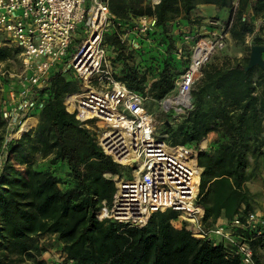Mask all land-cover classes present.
<instances>
[{
	"label": "trees",
	"instance_id": "16d2710c",
	"mask_svg": "<svg viewBox=\"0 0 264 264\" xmlns=\"http://www.w3.org/2000/svg\"><path fill=\"white\" fill-rule=\"evenodd\" d=\"M201 1L228 8V13L232 4V0ZM197 2L159 0L141 6L138 1L109 0L114 21L120 23L104 34L107 50L115 52L107 53L115 78L141 92L149 84L148 91L156 98L168 93L188 62L190 43L183 36L200 33L182 29L192 22ZM143 13L154 17V27L139 36L137 48H128L119 35L130 27L132 17ZM263 28L264 0H238L231 40L244 43L254 32L251 45L264 44L257 33ZM154 37L163 47L146 45ZM19 51L0 36V65L8 66L10 59L21 65ZM136 56L142 57V64L129 61ZM248 61L249 54L206 63L192 86L191 108L168 132L169 142L197 148L209 132L215 133L197 152L202 168L198 204L206 225L215 224L220 216L227 221L244 218L253 210L246 182L264 173V66L246 68ZM5 77L0 81L9 87L11 80ZM47 80L36 95L43 106L28 114H37L35 126L4 143L0 114V264L36 258L46 248L32 236L42 235L53 236L63 254L50 264L239 263L235 243L197 237L185 222L173 229L170 221L177 215L172 210L151 214L141 227L98 220V202L111 199L115 191L111 176L123 167L103 152L95 133L66 110L64 97L77 86L70 71L53 70ZM234 234L248 242L256 262H263L264 225L238 227Z\"/></svg>",
	"mask_w": 264,
	"mask_h": 264
},
{
	"label": "built area",
	"instance_id": "2783aa9c",
	"mask_svg": "<svg viewBox=\"0 0 264 264\" xmlns=\"http://www.w3.org/2000/svg\"><path fill=\"white\" fill-rule=\"evenodd\" d=\"M158 1L152 0V4ZM237 6L238 0H232L225 18H209L210 27L204 32L185 33L183 40L190 43L186 67L174 79L173 88L156 98L148 91L149 84L142 92L136 91L114 76L104 34L120 23L114 21L117 17L110 10L109 0H0V36L6 44L20 49L21 61L16 81L9 87L0 81L4 143L30 128L28 114L43 106L37 90L46 86L50 72L70 71L77 86L64 97L66 110L95 133L105 154L120 166L129 167L132 174L131 178H124L122 173L111 176L115 191L110 200H99L98 220L141 227L151 214L172 210L193 235L235 243L238 264H264L256 262L248 242L237 240L234 234L238 227L264 225V215L251 210L244 218L235 216L206 225L198 204L200 148L171 143L166 134H158L154 113L146 104L154 100L163 111L186 115L192 106V86L202 75V68L231 40ZM154 22L146 13L132 17L130 27L119 35L120 41L137 48L139 36L153 28ZM253 33L246 36L249 46ZM129 34L135 37L128 41ZM6 74L13 76L0 68V76Z\"/></svg>",
	"mask_w": 264,
	"mask_h": 264
},
{
	"label": "rangeland",
	"instance_id": "374dc122",
	"mask_svg": "<svg viewBox=\"0 0 264 264\" xmlns=\"http://www.w3.org/2000/svg\"><path fill=\"white\" fill-rule=\"evenodd\" d=\"M127 4H129L130 2H135L138 1L139 4L141 6L150 4L152 5V0H125ZM223 17L225 18L228 14V9H224V11L220 12ZM259 18H256V24L259 25ZM82 26V25H81ZM199 25H196V22L194 20H192L191 23H189L187 26H185L184 28L182 27V29L185 30H190V31H197L199 32L200 27H197ZM258 27V26H257ZM195 29V30H194ZM175 31L178 32L179 29L175 28ZM257 33H259L263 39H264V28L260 29L259 31H257ZM132 37H127L128 41L131 39ZM154 44V47L157 46V44L161 45V42H157L156 38L154 37L153 40H148L146 41V45H151ZM127 47H132V44H128L127 43ZM160 47H163L162 45ZM127 48V49H128ZM112 48H110L108 50V54L110 55H114L115 52L111 51ZM250 53V46L248 44H246V42L244 43H234L232 40H229L226 44V46L216 52L211 60L220 63L223 59L224 56H230L233 58H241L243 56H246ZM108 59L110 60L109 56H107ZM131 63L133 64H137L140 63L142 64V57H138L136 56L135 58H133L132 60H129ZM8 66H5L3 63L0 65V68H8L9 72L13 75L11 76L10 74H6L7 79H10L11 81H16L18 78V75L21 71V65L18 61H14V60H8ZM111 64V63H110ZM0 93H2L0 91ZM148 108L150 110L153 111L154 116H155V128H156V132L158 134H166V136L168 137V132L170 129H172L176 123L178 121H180V119L182 118V115L176 114L174 112H166L163 111L161 109L160 104H158L156 101L154 100H148L146 102ZM32 119H30L29 121H31ZM27 123V122H26ZM3 131V135H4ZM15 135H18V133H16ZM215 137V136H214ZM199 145V144H198ZM204 148V147H203ZM123 167L121 169V172L123 174L124 178H131L132 174L130 172L129 167L127 166H121ZM251 181L256 182V200L258 201V203L254 204L255 207H253V211L259 210L262 211L264 209V205H262L264 203V173L262 172L260 175H256L255 177L251 178ZM262 183V184H260ZM263 206V207H262ZM171 227L173 229H177L182 225V221H180L179 219H177V217L175 219H172L171 221ZM32 239L34 242L38 241V245H43L44 248H46L44 251H42V253L40 255H38L36 258H23L22 260H19L17 262V264H50V260L54 259L55 261H60L63 257L62 252L59 250V244L56 243L55 241H53V236L50 235H42L40 237L37 236H32ZM262 261L264 263V253H263V257H262Z\"/></svg>",
	"mask_w": 264,
	"mask_h": 264
},
{
	"label": "crops",
	"instance_id": "0c3cea01",
	"mask_svg": "<svg viewBox=\"0 0 264 264\" xmlns=\"http://www.w3.org/2000/svg\"><path fill=\"white\" fill-rule=\"evenodd\" d=\"M224 9H226L225 7H218L216 4L214 3H206V2H202L201 0H198V2L196 3V5L194 6L192 13L190 14V18L191 20H194L196 22V25H199L197 27H200L199 32H204L207 28L210 27V25L207 23L208 19L211 17H217V18H224L223 15L220 13L221 11H224ZM228 9V8H227ZM260 21V20H259ZM195 30V29H194ZM128 37H135L132 34H129ZM33 113V112H32ZM30 119H32L31 121H29ZM38 121V117L37 114L34 115H29L28 117V124L29 127L35 126V124ZM215 133L214 132H209L207 134V136L205 138H203L198 145V148H206L208 146V144L212 141V139H214ZM202 141H204V144H201ZM252 179H249L246 182V187L251 195V202L253 204L258 203V201L256 200L257 198L255 197L256 195V182L251 181ZM262 184V183H260ZM264 205V203L262 204ZM263 207V206H262ZM255 210V209H253ZM258 213H260L261 215H264V209L262 211L256 210ZM226 221L225 217L220 216L216 223H222Z\"/></svg>",
	"mask_w": 264,
	"mask_h": 264
},
{
	"label": "water",
	"instance_id": "95a60500",
	"mask_svg": "<svg viewBox=\"0 0 264 264\" xmlns=\"http://www.w3.org/2000/svg\"><path fill=\"white\" fill-rule=\"evenodd\" d=\"M263 52H264V44H252L250 46L249 61L246 68L255 64L264 66V60L262 57Z\"/></svg>",
	"mask_w": 264,
	"mask_h": 264
},
{
	"label": "bare ground",
	"instance_id": "6f19581e",
	"mask_svg": "<svg viewBox=\"0 0 264 264\" xmlns=\"http://www.w3.org/2000/svg\"><path fill=\"white\" fill-rule=\"evenodd\" d=\"M69 108H71V106L69 105Z\"/></svg>",
	"mask_w": 264,
	"mask_h": 264
}]
</instances>
